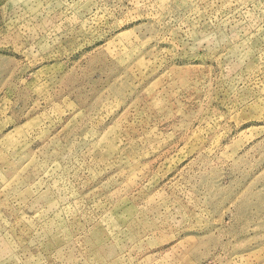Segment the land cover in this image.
<instances>
[{"label":"rangeland","instance_id":"rangeland-1","mask_svg":"<svg viewBox=\"0 0 264 264\" xmlns=\"http://www.w3.org/2000/svg\"><path fill=\"white\" fill-rule=\"evenodd\" d=\"M0 264H264V0H0Z\"/></svg>","mask_w":264,"mask_h":264}]
</instances>
